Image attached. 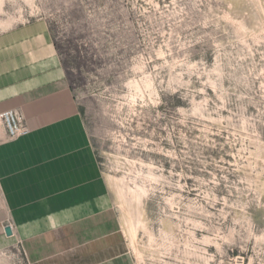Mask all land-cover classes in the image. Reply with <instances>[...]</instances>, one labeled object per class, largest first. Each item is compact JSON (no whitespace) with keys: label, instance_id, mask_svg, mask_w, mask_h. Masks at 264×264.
I'll list each match as a JSON object with an SVG mask.
<instances>
[{"label":"rangeland","instance_id":"1","mask_svg":"<svg viewBox=\"0 0 264 264\" xmlns=\"http://www.w3.org/2000/svg\"><path fill=\"white\" fill-rule=\"evenodd\" d=\"M37 20L134 264H264V0H0V33Z\"/></svg>","mask_w":264,"mask_h":264},{"label":"crops","instance_id":"2","mask_svg":"<svg viewBox=\"0 0 264 264\" xmlns=\"http://www.w3.org/2000/svg\"><path fill=\"white\" fill-rule=\"evenodd\" d=\"M10 110L30 133L10 140L0 120V247L29 264H134L44 20L0 33V115Z\"/></svg>","mask_w":264,"mask_h":264},{"label":"built area","instance_id":"3","mask_svg":"<svg viewBox=\"0 0 264 264\" xmlns=\"http://www.w3.org/2000/svg\"><path fill=\"white\" fill-rule=\"evenodd\" d=\"M0 120L5 127L7 138L10 140L20 138L30 133L23 118L15 110L4 112L0 115Z\"/></svg>","mask_w":264,"mask_h":264},{"label":"water","instance_id":"4","mask_svg":"<svg viewBox=\"0 0 264 264\" xmlns=\"http://www.w3.org/2000/svg\"><path fill=\"white\" fill-rule=\"evenodd\" d=\"M5 232L8 237L12 236V230L10 226L6 227Z\"/></svg>","mask_w":264,"mask_h":264},{"label":"bare ground","instance_id":"5","mask_svg":"<svg viewBox=\"0 0 264 264\" xmlns=\"http://www.w3.org/2000/svg\"><path fill=\"white\" fill-rule=\"evenodd\" d=\"M123 191V190H122ZM125 192V191H124ZM132 192V191H131ZM133 192H134V190H133ZM133 192H132V194H133ZM140 194V193H139ZM136 196V195H135ZM135 199H136V197H134ZM140 199V198H139ZM125 234H126V236H128V233H127V231H125ZM133 235V234H132ZM134 236V235H133Z\"/></svg>","mask_w":264,"mask_h":264}]
</instances>
